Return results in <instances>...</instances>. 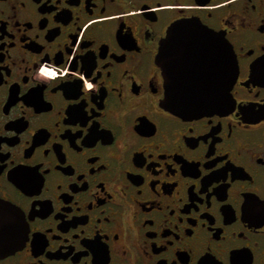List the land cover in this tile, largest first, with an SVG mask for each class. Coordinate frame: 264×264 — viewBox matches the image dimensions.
<instances>
[{
	"label": "flooded vegetation",
	"instance_id": "obj_1",
	"mask_svg": "<svg viewBox=\"0 0 264 264\" xmlns=\"http://www.w3.org/2000/svg\"><path fill=\"white\" fill-rule=\"evenodd\" d=\"M0 264H264V0H0Z\"/></svg>",
	"mask_w": 264,
	"mask_h": 264
},
{
	"label": "water",
	"instance_id": "obj_2",
	"mask_svg": "<svg viewBox=\"0 0 264 264\" xmlns=\"http://www.w3.org/2000/svg\"><path fill=\"white\" fill-rule=\"evenodd\" d=\"M188 22L181 24L183 27H185ZM177 32L176 30H172L171 33ZM223 41V39L218 38V42ZM163 55V48L161 46L160 52H159V60L162 59ZM236 72H237V66L236 63L234 64V80L236 77ZM232 87V81L229 80V82L225 85H221L217 89L213 90L212 98L214 100L213 103H187V102H182V103H169V106L175 110V112H179L182 114H193V113H205L209 112L210 110H216V109H221L223 107H226L230 104V97L228 98L229 91ZM174 98L176 99H189V98H195V99H205L206 96L205 94H200V93H193L192 95H183L182 92H177L175 91ZM168 103V101H166Z\"/></svg>",
	"mask_w": 264,
	"mask_h": 264
},
{
	"label": "clouds",
	"instance_id": "obj_3",
	"mask_svg": "<svg viewBox=\"0 0 264 264\" xmlns=\"http://www.w3.org/2000/svg\"><path fill=\"white\" fill-rule=\"evenodd\" d=\"M39 71H40V73L47 75V76L55 75L54 70L52 68H49V67H41Z\"/></svg>",
	"mask_w": 264,
	"mask_h": 264
}]
</instances>
